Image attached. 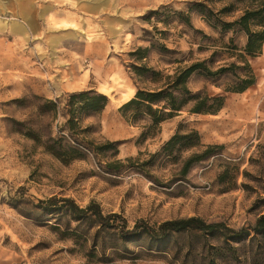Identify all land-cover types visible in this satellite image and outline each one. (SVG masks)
<instances>
[{
    "label": "rangeland",
    "instance_id": "374dc122",
    "mask_svg": "<svg viewBox=\"0 0 264 264\" xmlns=\"http://www.w3.org/2000/svg\"><path fill=\"white\" fill-rule=\"evenodd\" d=\"M198 3L208 17L190 11ZM230 4L0 0V264H264V234L251 230L264 214V44L249 60L255 84L243 93H224L197 73L190 77L192 93L224 98L215 115L182 111L142 138L150 119L119 111L138 89L164 83L134 76L131 66L138 64L130 53L139 48L147 50L141 64L164 76L195 62L211 71L234 63L219 54L209 63L224 44L246 43L238 27L222 23L252 4H232L233 11L221 14ZM84 91L108 102L99 113L75 115L72 137L69 96ZM179 127L216 146L184 177L185 160L203 149L151 158ZM58 139L78 150H46V144L56 149ZM64 200L79 208L95 203L103 216L122 217L125 230L138 221L156 230L165 221L197 217L247 234L236 242L195 231L122 239L121 221L106 228L91 214L76 217Z\"/></svg>",
    "mask_w": 264,
    "mask_h": 264
},
{
    "label": "trees",
    "instance_id": "16d2710c",
    "mask_svg": "<svg viewBox=\"0 0 264 264\" xmlns=\"http://www.w3.org/2000/svg\"><path fill=\"white\" fill-rule=\"evenodd\" d=\"M248 1L252 6L244 9L241 16L232 23H222L223 29L238 27L246 36V43L242 48H238L230 41L229 46H221L222 50L214 51L209 60L210 64H214V58L217 54L220 56L228 55L229 58L234 57V63L220 66L215 71H211L204 61L195 62L184 68H176L172 75H162L160 72H155L147 68L141 62L145 59L146 49H137L130 53V57L138 65H132L131 71L139 79L152 83H162V85L154 90L138 89L134 97L123 104L119 111H133V120H137L139 116H147L151 121L149 131L142 134V138L154 135L157 127L179 115L178 113L186 111L188 114H203L215 115L219 112L224 103L222 96L211 97L206 92L192 93L187 88V82L190 77L197 73L208 82L217 85L224 93H243L255 84V76L250 66L249 60L259 56L262 52L264 44V0H232V4ZM230 4L227 8L221 9V14H227L233 11V5ZM196 13L208 17L209 11L204 4H194ZM189 28L192 29L189 19L186 20ZM251 28H255L252 30ZM169 64L171 62H168ZM177 63V62H173ZM226 80L222 85L217 82ZM107 98L102 94H97L93 91H84L74 93L69 96L67 115L69 116L66 124L72 137L74 133L75 115H91L101 112L107 105ZM50 104H53L49 102ZM79 105L77 108L75 106ZM154 131V132H153ZM182 127H179L177 132L161 147L160 152L152 155L151 158H157L162 154L171 156L174 150H192L203 149L200 153L191 154L185 160L179 176L184 177L190 168L197 163L205 162L212 156V150L216 146L202 145L197 131L190 130L186 134H181ZM74 142V140H72ZM58 147L52 149L46 144V150H78L77 148L64 144L62 139L56 141ZM107 147L113 149L112 143H107ZM115 149V148H114ZM144 167L145 164H142ZM68 205V212L76 217H85L91 214L96 221L106 228L112 227L110 220H118L122 222L120 236L122 239H132L140 234H145L155 240H163L171 233H184L187 231H195L205 236L217 237L230 235L227 238L231 241H239L247 234L245 229L232 230L223 224L206 223L200 218L191 217L179 220H170L161 223L156 230L146 228L143 221L135 223L131 230H125V221L122 217L116 214L103 216L99 206L95 203H90L85 208H79L70 200H64ZM144 227V228H143ZM251 230L255 234H264V214L256 218Z\"/></svg>",
    "mask_w": 264,
    "mask_h": 264
}]
</instances>
